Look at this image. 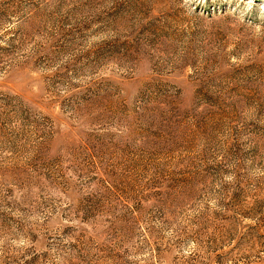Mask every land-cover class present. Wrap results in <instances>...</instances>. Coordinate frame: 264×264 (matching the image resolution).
<instances>
[{"label":"rangeland","instance_id":"rangeland-1","mask_svg":"<svg viewBox=\"0 0 264 264\" xmlns=\"http://www.w3.org/2000/svg\"><path fill=\"white\" fill-rule=\"evenodd\" d=\"M0 264H264V0H0Z\"/></svg>","mask_w":264,"mask_h":264}]
</instances>
